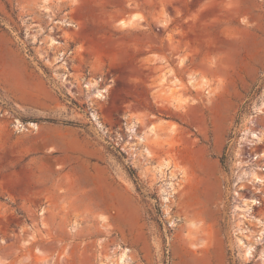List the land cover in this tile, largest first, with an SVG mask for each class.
<instances>
[{"label":"rangeland","instance_id":"1","mask_svg":"<svg viewBox=\"0 0 264 264\" xmlns=\"http://www.w3.org/2000/svg\"><path fill=\"white\" fill-rule=\"evenodd\" d=\"M134 1L0 0V264H264V0Z\"/></svg>","mask_w":264,"mask_h":264},{"label":"crops","instance_id":"2","mask_svg":"<svg viewBox=\"0 0 264 264\" xmlns=\"http://www.w3.org/2000/svg\"><path fill=\"white\" fill-rule=\"evenodd\" d=\"M83 2V0H57V5H62L64 7V14L63 15H68L66 18H73V19H81L86 17L85 15L81 14V11L79 8V5ZM130 4L127 5L125 2V5L123 7L124 10H128L129 8L131 10H137V9H141L142 5L141 3L139 4V2L137 0H135L134 2H129ZM214 6L213 5V1H209V3L207 4V6L204 9H201L199 11H197L194 16H187V17H179L176 16L175 19H177V21L174 24V27L177 29V34L174 35L175 36V45H179L182 46L184 45V41H183V37H182V31L186 29L189 30L190 29V33L188 34L191 38L187 41L188 43H193V36L195 35L196 31L195 29H199L200 32L196 35H202V33H206V40L205 43L206 45H208L209 43H213L216 45V52L218 54H220L221 52L223 53L224 51V47L223 44L225 43H232L233 39H226V37H223L222 34H216V37L213 36L212 41L209 39V35H208V29L211 26H215L217 23L216 21L220 18L223 17L222 14H218V16H215V11H214ZM227 14V13H226ZM225 14V16H226ZM180 19H183L184 21H179ZM67 21V19L65 20ZM70 26H74L76 27L77 25L75 24H71V25H64V27H70ZM219 26V25H217ZM192 29H191V28ZM71 33H76L77 36H74L73 40H71L72 45L75 46H79L82 44L81 42V37L80 35H82V32L80 31H74V30H70ZM165 43V42H164ZM182 54V53H180ZM179 54V55H180ZM176 66H178V62L176 64ZM217 196H216V204L215 206L212 208L211 211V218L214 220L216 228L218 229L219 233L221 234V205L223 202V193L221 191L220 185L217 184ZM177 211V210H174ZM172 244H171V251L175 252L176 255H178L180 253V238H172Z\"/></svg>","mask_w":264,"mask_h":264},{"label":"bare ground","instance_id":"3","mask_svg":"<svg viewBox=\"0 0 264 264\" xmlns=\"http://www.w3.org/2000/svg\"><path fill=\"white\" fill-rule=\"evenodd\" d=\"M126 22H127V21H126ZM120 23L124 25V24H125V20H121ZM192 77H193V76H192ZM203 80H204V79H203ZM205 81H206V80H205ZM202 83H204V82H202ZM204 84H205V83H204ZM104 91H105V89H97L95 95H96V96H100V97H102ZM176 101H177V100H176ZM135 125H136V123L130 125V129H131V130H134ZM17 126H18V124H17ZM145 152L147 153V155H149V154L152 155V152L150 153L148 149H145ZM164 191H165V189H164ZM165 198H166V197H165ZM252 201H253V202H256V201H254V200H252ZM103 226H104V227H107V225H103ZM107 228H108V227H107ZM249 252H250V248H247V253H249ZM119 260H120V263H122V262L125 260V258H124V251H122V252L120 253V255H119Z\"/></svg>","mask_w":264,"mask_h":264},{"label":"trees","instance_id":"4","mask_svg":"<svg viewBox=\"0 0 264 264\" xmlns=\"http://www.w3.org/2000/svg\"><path fill=\"white\" fill-rule=\"evenodd\" d=\"M222 161V160H221Z\"/></svg>","mask_w":264,"mask_h":264}]
</instances>
